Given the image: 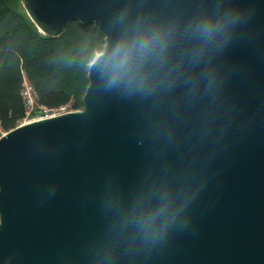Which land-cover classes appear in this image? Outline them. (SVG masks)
<instances>
[{"label": "water", "instance_id": "95a60500", "mask_svg": "<svg viewBox=\"0 0 264 264\" xmlns=\"http://www.w3.org/2000/svg\"><path fill=\"white\" fill-rule=\"evenodd\" d=\"M21 3L44 34L78 21L104 44L80 109L0 135V264H264V0ZM230 4L245 15L212 57L211 93L186 83V58L150 96L110 83L111 53L136 24L183 29ZM188 46L178 38L169 63ZM161 206L180 210L176 222L145 244L133 214Z\"/></svg>", "mask_w": 264, "mask_h": 264}, {"label": "clouds", "instance_id": "9594fccd", "mask_svg": "<svg viewBox=\"0 0 264 264\" xmlns=\"http://www.w3.org/2000/svg\"><path fill=\"white\" fill-rule=\"evenodd\" d=\"M244 15L243 8L230 4L223 9L198 12L183 29L173 21L136 24L117 42L111 53L110 83L123 85L129 93L150 96L157 90L174 86L184 74L182 68L186 58L191 66L186 83L195 89L203 82L205 92L211 93L219 85L212 57L230 42ZM178 38L186 39L189 46L175 62L169 63ZM201 64V70L197 72L196 68ZM179 211L161 206L150 212H135V224L142 242L154 244L163 239L176 222Z\"/></svg>", "mask_w": 264, "mask_h": 264}, {"label": "trees", "instance_id": "16d2710c", "mask_svg": "<svg viewBox=\"0 0 264 264\" xmlns=\"http://www.w3.org/2000/svg\"><path fill=\"white\" fill-rule=\"evenodd\" d=\"M103 44V35L93 24L72 21L58 36H49L38 30L21 0H0L1 131L25 117V82L38 105L80 109L88 65Z\"/></svg>", "mask_w": 264, "mask_h": 264}, {"label": "built area", "instance_id": "2783aa9c", "mask_svg": "<svg viewBox=\"0 0 264 264\" xmlns=\"http://www.w3.org/2000/svg\"><path fill=\"white\" fill-rule=\"evenodd\" d=\"M22 95L24 98L25 104V117L30 116L31 110L36 106L35 98L32 92V88L30 85L26 84L22 90ZM38 113L33 117L34 118H43L53 115H58L65 113L69 110L66 104H61L55 107H46L43 105L38 106Z\"/></svg>", "mask_w": 264, "mask_h": 264}, {"label": "rangeland", "instance_id": "374dc122", "mask_svg": "<svg viewBox=\"0 0 264 264\" xmlns=\"http://www.w3.org/2000/svg\"><path fill=\"white\" fill-rule=\"evenodd\" d=\"M26 83V82H25ZM29 119V117H26L23 121H27ZM22 121V122H23ZM2 133H4L3 131H2Z\"/></svg>", "mask_w": 264, "mask_h": 264}]
</instances>
